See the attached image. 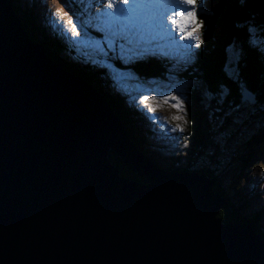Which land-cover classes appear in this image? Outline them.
I'll use <instances>...</instances> for the list:
<instances>
[{
    "label": "water",
    "instance_id": "1",
    "mask_svg": "<svg viewBox=\"0 0 264 264\" xmlns=\"http://www.w3.org/2000/svg\"><path fill=\"white\" fill-rule=\"evenodd\" d=\"M12 3L0 0V264H264V238L219 217L234 208L215 181L154 166Z\"/></svg>",
    "mask_w": 264,
    "mask_h": 264
},
{
    "label": "rangeland",
    "instance_id": "2",
    "mask_svg": "<svg viewBox=\"0 0 264 264\" xmlns=\"http://www.w3.org/2000/svg\"><path fill=\"white\" fill-rule=\"evenodd\" d=\"M12 1L18 6L20 15L28 12L26 20L35 21L37 19L38 28L44 30L42 34H47L46 39H42V43L50 45L48 48L51 47L54 53L56 52L53 47L55 43L63 46V51L58 56L70 67H76L73 68L75 71L73 74L100 72L101 83L94 82L93 84H102L107 87L113 95L122 100L125 111L128 109L143 120L142 125L145 126L141 129L148 138V144L146 143L144 148L152 155L151 157L155 158L151 161L154 166L157 165L160 170H167V172L189 170L190 165L194 170L190 168L189 171L196 169V172H199L200 169H207L210 174L219 178L221 189L230 194L233 203L237 207L241 206L242 211L251 216L264 212V104L260 103L257 96L241 84L238 68L245 67V64L240 45H236L231 51L226 69L227 73L231 71L230 76L236 78L238 84L241 85L239 92L242 95L238 94L230 98V101L237 107H233L234 111H228L222 123V116L218 113L220 110L217 109V113L211 111L213 105L220 104V100L212 96L210 88L198 77L193 79L180 77L181 74L187 73L192 65H195L197 54L203 49L204 42L199 48L193 49L192 58L187 61L175 49H172L171 55L167 57L159 55L154 45H143L142 47H147L149 51L142 56H137L135 49L129 51L133 46L126 41H118L110 47L105 43L102 34L94 27H88L86 33L81 30L78 39L74 37L71 25L67 22L75 20L76 17H79L81 21L89 20L94 15L89 7L90 0H68L72 11H69L64 0ZM203 1L199 0L201 4ZM203 14V11L198 14L199 19L203 21V27L197 34L204 41L209 27ZM21 22L24 26L25 17ZM24 27L27 29L26 26ZM249 28L254 30L250 45L264 51L263 28ZM178 43L185 44L187 41L178 40ZM164 51L167 52L169 49L165 48ZM145 57L169 64L173 74L165 72L164 78L144 79L133 70L124 67L130 66L132 61L142 60ZM259 60L263 62L262 67L264 68V60ZM119 65H123L122 68L118 67ZM160 68H163V65ZM261 77L264 79V73ZM171 89H177V91L173 93ZM102 91L105 93L104 90ZM223 91L228 92L227 89ZM173 94L184 97L183 107L180 110L173 107L174 101L164 99V96ZM110 96L112 97L111 94ZM145 96L148 99L142 104L141 100ZM153 97L156 99L154 100ZM197 97L201 98L202 110L207 113L211 128L210 137L212 138L210 139L213 140L214 148L203 151L207 154L206 158L205 155L202 156V153L201 156L199 155L200 158L192 162L194 128H192L188 111L196 102ZM241 98L242 101L239 102ZM152 108L156 111H150ZM222 130L223 132H220ZM215 146H218L216 150ZM144 156L149 159L146 155ZM178 160L183 161L181 167L176 163ZM253 161L258 162L253 163ZM262 224L264 225V222Z\"/></svg>",
    "mask_w": 264,
    "mask_h": 264
},
{
    "label": "trees",
    "instance_id": "3",
    "mask_svg": "<svg viewBox=\"0 0 264 264\" xmlns=\"http://www.w3.org/2000/svg\"><path fill=\"white\" fill-rule=\"evenodd\" d=\"M13 4L20 19L23 20L25 17L24 26L27 27L26 30L29 36H31V40L37 42V37L43 40L46 39L47 34H42L44 30L38 28L36 24V22H38L37 19H35V21L26 20L28 19L26 16L29 15L26 14L28 12H24L23 15H20L18 6L15 3ZM202 6L204 18L209 27L205 34L204 47L198 52L195 65H192V68H190L187 73L181 74L180 77L186 79L189 77H191V79L198 77L210 88L212 96L218 97L220 100V104L213 105L211 111L217 113V109L220 110L218 113L222 116L221 122L224 123L228 111H234L235 108L233 109V107H237L235 103L230 101V98L236 97L238 94L241 95L239 92L241 85L238 84L236 78L230 76L231 71L227 73L226 69L230 53L236 45H240L243 63L245 64V67L238 68V76H240L241 84L253 92L260 103L264 104V87H262L264 86V79L261 77L264 73V68L262 67L263 62L261 63L259 60H264V51L253 48L252 44L250 45V40L253 39L254 34L253 31L250 32L249 28H263L264 35V0H204ZM42 44L50 60H54L60 68L68 73L75 72L74 69L76 67H70L66 61L58 56L59 53H62L63 46L59 43H55L53 47L56 52L54 53L51 47L48 48L50 45ZM162 65L163 68H160ZM121 66L123 65H119L118 67L122 68ZM124 67H128L139 77L144 79L164 78L165 72L173 74L166 64L149 58L132 62L130 66ZM158 71L160 72L158 73ZM74 75L92 85L99 93L104 94L103 96L110 103V106L120 118L122 124L129 129L133 143L139 149V152L154 161L155 158L151 157L152 155L144 148V146L148 144V138H146L141 129L145 126L142 125L143 120L128 109L126 112L125 108H123L122 100L118 98V96L113 95L107 87L102 84H93L94 82L101 83V73H98V71L87 73L79 72ZM223 89H227L229 93H226ZM102 90H104L105 93H103ZM201 101V98L197 97L196 102H194V105H192L188 111L192 128H194V135L192 136L194 144L192 162L200 158L204 150L211 149L212 147L214 148L213 140L211 141L210 139L212 138L210 137L211 128L207 113L202 110ZM131 114H133L132 117ZM220 132H223V130ZM217 147L218 146H215V150ZM206 155V153H203L202 156L206 158ZM109 159L120 170L123 177L142 182V179H139L133 171L127 169L123 162L114 154H110ZM176 163L181 167L183 161L178 160ZM215 163H217V161H215ZM189 167L192 168L193 166L190 165ZM192 169L194 170V168ZM189 170H178L176 172L182 174L196 172V169L195 171ZM172 171H175V169H172ZM196 173L207 175L210 180L215 181L214 192L222 198H225L228 203L234 207L232 212L229 210L222 211L219 215L221 219L225 222H234L239 225L251 226L257 235L264 237V225L262 224V222H264V212L251 216L249 213L242 211L241 206L237 207V205L233 203L230 194L225 193L221 189L219 178L216 175L210 174L207 169H200V171Z\"/></svg>",
    "mask_w": 264,
    "mask_h": 264
},
{
    "label": "snow or ice",
    "instance_id": "4",
    "mask_svg": "<svg viewBox=\"0 0 264 264\" xmlns=\"http://www.w3.org/2000/svg\"><path fill=\"white\" fill-rule=\"evenodd\" d=\"M64 2L72 11L68 0ZM89 7L94 13L89 20L81 21L76 17L67 22L77 39L81 30L86 33L88 27H94L110 47L118 41H126L133 46L129 51L135 49L136 55L142 56L149 51L143 45H154L159 55L167 57L175 49L186 61L192 58L193 49L199 48L204 42L197 34L203 27V21L198 17L203 11L199 0H90ZM178 40L187 43L179 44ZM165 48L169 51L165 52ZM170 91L175 93L177 89ZM147 99L145 96L141 103ZM164 99L174 101L173 107L178 110L183 107V96L173 94L164 96ZM150 111L155 112L156 109Z\"/></svg>",
    "mask_w": 264,
    "mask_h": 264
},
{
    "label": "bare ground",
    "instance_id": "5",
    "mask_svg": "<svg viewBox=\"0 0 264 264\" xmlns=\"http://www.w3.org/2000/svg\"><path fill=\"white\" fill-rule=\"evenodd\" d=\"M15 2V1H14ZM12 5H13V9L15 10V7H14V4L12 3ZM17 15V14H16ZM17 17H18V19L21 21V19H20V17L17 15ZM25 28V27H24ZM27 36H28V38H29V40L31 41V43L33 42L32 40H31V38L29 37V35H28V32H27ZM41 47V46H40ZM37 48V47H36ZM40 52H42L39 48H37ZM41 49H42V47H41ZM92 88L95 90V91H97L93 86H92ZM98 92V91H97ZM100 94V93H99ZM100 97L104 100V102L110 107V109L112 110V112L114 113V115L116 116V118L118 119L119 117L117 116V114L113 111V109H112V107L110 106V103L105 99V97L104 96H102L101 94H100ZM120 119V118H119ZM120 122L122 123V121L120 120ZM123 125V124H122ZM126 127V126H125ZM124 128V127H123ZM125 129V128H124ZM127 129V133H128V135H129V138H130V140H131V142H133V140H132V137H131V134H130V131H129V129L128 128H126ZM133 144V143H132ZM133 145H135V144H133ZM136 146V145H135ZM150 161H152L151 159H150ZM264 238V237H263Z\"/></svg>",
    "mask_w": 264,
    "mask_h": 264
}]
</instances>
